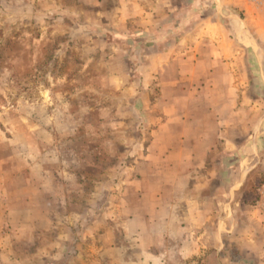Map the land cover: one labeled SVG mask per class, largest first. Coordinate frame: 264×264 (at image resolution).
<instances>
[{"label": "rangeland", "instance_id": "obj_1", "mask_svg": "<svg viewBox=\"0 0 264 264\" xmlns=\"http://www.w3.org/2000/svg\"><path fill=\"white\" fill-rule=\"evenodd\" d=\"M200 1L239 10L250 0H0V264H85L99 234L118 229L113 215L125 186L138 179L133 150L147 136L136 122V87L150 83L156 101L166 86H176L181 108L198 97L197 115L199 96L214 98L211 90L196 92L211 89V78L193 79L190 88L188 78L172 76L186 66L173 60L185 49L176 36L188 20L183 11ZM234 26L244 67L237 63L230 134L242 137L264 127V86L252 82H264V62L244 61L264 56V46L248 55L246 40L257 34ZM150 54H158L155 62L147 60ZM144 64L161 70L146 78ZM225 155L210 157L199 175L208 192L225 179L212 173L229 164ZM253 164L233 200L221 201L222 209L237 204L238 226L264 185V158ZM20 170L27 171V186L17 178ZM231 241L222 238L215 263L257 264Z\"/></svg>", "mask_w": 264, "mask_h": 264}, {"label": "crops", "instance_id": "obj_2", "mask_svg": "<svg viewBox=\"0 0 264 264\" xmlns=\"http://www.w3.org/2000/svg\"><path fill=\"white\" fill-rule=\"evenodd\" d=\"M200 3L183 11L188 20L176 36L185 49L173 60L178 58L186 66L175 67L172 76L188 78L190 88L193 79L211 78L208 81L211 89L208 86L196 92L211 90L214 98L207 96L209 92L199 96L202 106L197 115L198 97L195 103L191 101L181 108L173 96L176 86H166L162 91L164 99L156 101L151 100L154 88L150 83L136 87V122L148 138L143 144L144 135L139 137L133 150L139 158L133 168L138 179L125 186L126 196L113 215L118 229L99 234L100 244L89 247L91 260L87 259L85 264H217L215 258L222 248V238L226 237L237 245L240 253L264 264V185L260 200L244 206V224L237 225L238 213L234 210L237 204L232 207L228 204L229 209L225 205L220 208L221 201L233 200L253 171V161L264 158L263 124L255 133L246 129L242 137L230 134L236 130L237 116L234 77L237 63L244 58V54L237 53L240 43L234 24L239 22L244 30L249 28L257 34L256 40H246L249 46L244 51L248 50L250 55L260 50L264 46V0L247 1L239 10L208 7L206 1ZM240 13L243 17L238 18ZM157 55L150 54L147 60L155 62ZM254 57L244 61L249 65L253 60L264 62L263 55ZM143 58L146 56L139 60ZM144 65L146 78L161 70ZM263 96L261 90L260 97ZM220 150L229 164L223 169H212V173L215 176L222 172L225 179H219L218 187L208 192V180L199 175L207 171L209 158ZM17 174L27 186V171L20 170ZM72 218L79 223L81 216L76 212ZM119 236H123V242Z\"/></svg>", "mask_w": 264, "mask_h": 264}, {"label": "trees", "instance_id": "obj_3", "mask_svg": "<svg viewBox=\"0 0 264 264\" xmlns=\"http://www.w3.org/2000/svg\"><path fill=\"white\" fill-rule=\"evenodd\" d=\"M247 68H248V66H247ZM252 82L253 83H256L257 84V86H262V84H261V82H259V81H255V80H252ZM252 84V83H251ZM260 198V197H259ZM259 198H258V200H259ZM248 205H253V203L252 204H248ZM48 264H62V263H59V262H48Z\"/></svg>", "mask_w": 264, "mask_h": 264}]
</instances>
